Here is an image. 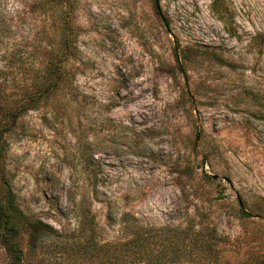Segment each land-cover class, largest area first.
<instances>
[{
	"label": "rangeland",
	"instance_id": "rangeland-1",
	"mask_svg": "<svg viewBox=\"0 0 264 264\" xmlns=\"http://www.w3.org/2000/svg\"><path fill=\"white\" fill-rule=\"evenodd\" d=\"M39 1L0 0V84L25 85L64 17L84 97L4 133L0 186L44 223L18 236L26 262L116 264L128 214L201 218L208 250L187 249L189 264H264V0H68L62 19Z\"/></svg>",
	"mask_w": 264,
	"mask_h": 264
},
{
	"label": "trees",
	"instance_id": "trees-1",
	"mask_svg": "<svg viewBox=\"0 0 264 264\" xmlns=\"http://www.w3.org/2000/svg\"><path fill=\"white\" fill-rule=\"evenodd\" d=\"M52 0H40L39 8L43 13L48 10V3ZM68 0H53L58 18H65L63 6ZM62 17V18H61ZM63 22L59 24V33L64 35ZM60 37L57 47L44 50L43 57L37 67L31 69L29 80L18 89L8 88L5 82L0 84V156L4 153V133L9 131L18 118L27 110L38 109L41 105L48 106V113L56 117L67 113L71 103L78 102L82 94L77 92L74 85L76 71L64 66L67 58V47L75 50L74 41L69 36ZM45 42L44 46L47 47ZM239 211L248 215L246 201L238 197ZM110 206V201L106 202ZM86 218L94 223V217L87 211ZM126 239L118 242L117 247L129 246L130 253L117 254L116 264H127L123 258H128V264H189L195 258L191 255L194 247H200L202 253L208 250V227L200 218L190 217L186 223L177 226L154 227L143 225L131 215L120 217ZM44 223L29 219L17 204L16 196L6 181L0 186V244L5 248L12 264H28L24 259V251L18 240L21 230L25 229L33 238L40 225ZM90 224V225H92ZM51 230L54 229L50 226ZM189 247V248H188ZM186 253V256L184 255ZM196 254V253H194ZM205 255V254H204ZM190 256V257H189ZM207 256V255H205ZM195 263V262H194ZM192 263V264H194Z\"/></svg>",
	"mask_w": 264,
	"mask_h": 264
}]
</instances>
